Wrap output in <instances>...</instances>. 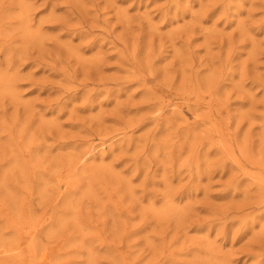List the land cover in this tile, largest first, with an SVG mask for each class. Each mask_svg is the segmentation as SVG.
I'll return each mask as SVG.
<instances>
[{
    "label": "rangeland",
    "instance_id": "374dc122",
    "mask_svg": "<svg viewBox=\"0 0 264 264\" xmlns=\"http://www.w3.org/2000/svg\"><path fill=\"white\" fill-rule=\"evenodd\" d=\"M0 264H264V0H0Z\"/></svg>",
    "mask_w": 264,
    "mask_h": 264
},
{
    "label": "bare ground",
    "instance_id": "6f19581e",
    "mask_svg": "<svg viewBox=\"0 0 264 264\" xmlns=\"http://www.w3.org/2000/svg\"><path fill=\"white\" fill-rule=\"evenodd\" d=\"M83 35V34H82ZM185 112V111H184ZM188 115V114H187ZM187 115H186V117H187ZM188 118V117H187ZM233 157V156H232ZM81 158V157H80Z\"/></svg>",
    "mask_w": 264,
    "mask_h": 264
}]
</instances>
